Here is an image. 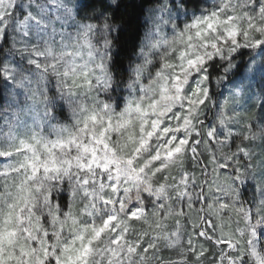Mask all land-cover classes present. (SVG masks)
<instances>
[{"label":"clouds","instance_id":"9594fccd","mask_svg":"<svg viewBox=\"0 0 264 264\" xmlns=\"http://www.w3.org/2000/svg\"><path fill=\"white\" fill-rule=\"evenodd\" d=\"M24 2L0 0V264H264V0H147L127 45L130 0L14 24Z\"/></svg>","mask_w":264,"mask_h":264},{"label":"trees","instance_id":"16d2710c","mask_svg":"<svg viewBox=\"0 0 264 264\" xmlns=\"http://www.w3.org/2000/svg\"><path fill=\"white\" fill-rule=\"evenodd\" d=\"M144 2H147V0H142V2L137 3L136 0H130L129 3L123 4L121 9L117 10V15H122V14H127L129 16L128 20V28L134 29V33L131 37H129L126 41L125 44H134L135 42V35L138 34L139 28H140V16L143 11V6ZM188 2H193V0H188ZM123 33H122V38H123ZM127 48L122 49V53H126ZM119 64V60L117 61ZM122 67V66H121Z\"/></svg>","mask_w":264,"mask_h":264},{"label":"rangeland","instance_id":"374dc122","mask_svg":"<svg viewBox=\"0 0 264 264\" xmlns=\"http://www.w3.org/2000/svg\"><path fill=\"white\" fill-rule=\"evenodd\" d=\"M28 0H25L23 4H18V3H13L12 9L10 10V15L14 18L13 23L18 24L19 21L23 20L24 16L27 15L28 13ZM26 23V21H25ZM23 26V25H20ZM8 35H7V30L5 33V40H7Z\"/></svg>","mask_w":264,"mask_h":264},{"label":"snow or ice","instance_id":"6c2138e0","mask_svg":"<svg viewBox=\"0 0 264 264\" xmlns=\"http://www.w3.org/2000/svg\"><path fill=\"white\" fill-rule=\"evenodd\" d=\"M201 235H203V233L201 232Z\"/></svg>","mask_w":264,"mask_h":264}]
</instances>
